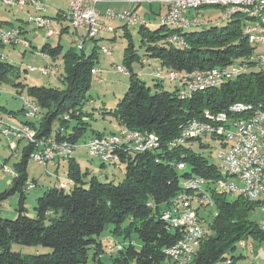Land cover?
Returning a JSON list of instances; mask_svg holds the SVG:
<instances>
[{"label":"trees","instance_id":"trees-1","mask_svg":"<svg viewBox=\"0 0 264 264\" xmlns=\"http://www.w3.org/2000/svg\"><path fill=\"white\" fill-rule=\"evenodd\" d=\"M201 9L199 12L203 15ZM220 10L219 16H222L223 9ZM204 18L207 23L201 25V28L197 26L189 29L162 24L160 19V26L152 29L145 18L146 23L138 25L141 47L145 48L143 57L136 51L128 24L123 25L129 40L123 67L126 68L130 81L127 93L110 111L119 124L117 129L110 132L92 129L90 114L83 111L93 78L92 70L99 57L97 45L91 54L85 51L86 42L84 47H80V52L72 48L64 54L61 43L56 47L50 43L43 46L41 52L54 59L63 54L65 77L62 79L65 88L28 87L27 96L39 106L38 119H27L37 135L51 136L61 143L75 142L72 145L79 147L82 140L86 144L93 137L116 133L119 128H129L155 134L159 139V146L146 152H137L127 148L129 146L125 144L118 146L115 152L117 162L113 165H125L126 168L125 178L119 183L112 180L102 182L96 176L89 182L83 180L74 153V159L69 160V179L74 188L67 191V187L60 182L46 190L38 198L36 216L33 217L26 212L23 193L27 186V164L32 152V144L26 141L28 145L24 147L22 158L17 163L18 175H14L16 186L13 190L0 193L1 208L8 194L15 189L22 191L18 217L6 219L0 215V264H106L101 258L105 249L99 237L108 225H111V234L124 240L111 247V251H116L111 252V264L166 262L169 259L166 249L176 243L181 232L168 227L170 224L163 219V211L179 193L195 194V191H190L184 185L194 177L211 180L206 190L216 208L211 231L200 242L195 264H216L228 260L234 264L239 257H243L242 254L238 257H227L226 254L234 251L238 242L249 240L250 236L255 239L264 238V230L258 221L251 218L258 209L259 202L250 201L244 195L229 199L228 192L219 191L215 183L224 176L217 164L193 149L194 141H198L200 147H203V138L207 136L219 139L222 148H225L227 142L224 136L207 135L190 139L187 141H191L190 143L183 144L174 141L181 135L184 126L193 119H205L209 116V111L239 117L246 113L233 114L229 108L240 101L264 110V66L262 64L259 70H253L257 62L251 60V57L257 48L242 34L243 27L250 18L234 15L224 26H218V21ZM209 23L213 25L208 26ZM19 26L23 34L24 27ZM175 34L184 36L189 46L174 44L171 37ZM98 35L89 39H96ZM147 59L159 61L151 73L158 81L154 88L148 86L133 67L135 61L142 66L150 65ZM240 61L250 64L249 72L226 80L219 86L194 90L186 96L180 94L182 86L173 81L177 85L170 91L165 88L163 81H172L161 80L155 75L159 67L166 72L175 70L188 74L194 70L225 68ZM56 63L54 64L57 65ZM12 74L20 76L16 66L0 60V82L8 80ZM20 86L23 84L20 83ZM23 110L24 108L19 111L23 113ZM8 113L16 115L14 111ZM27 120L24 122L27 123ZM57 122L59 124L55 128ZM21 140L23 139L16 140L15 146ZM180 161L186 164L181 170L177 164ZM208 205L210 204L204 202L200 207ZM14 243L43 245L50 247L51 252L25 255L13 249ZM91 249H94L93 257L90 256Z\"/></svg>","mask_w":264,"mask_h":264},{"label":"rangeland","instance_id":"rangeland-1","mask_svg":"<svg viewBox=\"0 0 264 264\" xmlns=\"http://www.w3.org/2000/svg\"><path fill=\"white\" fill-rule=\"evenodd\" d=\"M31 4V5H30ZM28 7L31 6L30 10L31 13L29 15L26 13L25 10H22L20 8H13V9H6L5 3L0 1V21L1 20H7L13 22L15 25H24V27L27 29V32L24 33L23 30V37H25L27 40V46H23L21 43L17 45H0V60L9 62L10 64L16 66L17 72L20 73V76L18 77L17 74L10 75L9 79L6 81L0 82V121L3 119L5 122L3 123V126L7 124L17 125V122H20V125H28V127H32L29 125V121L27 120V117L21 111L23 106V97L22 95L27 96V89L30 86H46V87H59L61 89L65 88V83L63 82V77H65V68H64V60H63V54L74 48L77 52L81 50L80 47H83V44L80 43V39H76L75 41L72 37L73 31L77 28H74V26H71L70 31L68 33H65L62 38L58 34L52 35V37L47 35L45 31L41 28H37L34 23H30L29 16L34 14L36 6L34 4L30 3ZM43 6L46 5L41 3ZM137 5V4H136ZM140 7V11L142 12L145 8H149L151 4L148 3H142L138 4ZM158 6V4H155ZM8 6V5H6ZM202 7H198L196 9L191 10V15L193 13L195 15H198L199 9H201V12L207 19H213L214 22L218 21V26H224L226 25L229 20L233 18L234 15H245L250 20L248 22L254 23L258 22L261 18L259 16H251V11H243L238 10L235 11L232 17H228L227 13L225 16H219L221 14L220 8L224 10L222 6L216 7L217 5L215 3L211 4H204L201 5ZM206 6H215V7H206ZM205 7V8H203ZM70 9V8H69ZM165 7L163 8L162 13H164ZM39 13L45 14L50 21L58 22L57 16L55 12H51L48 6L46 7V11ZM45 12V13H44ZM68 12V11H67ZM49 16H48V15ZM67 15V13H66ZM150 17V16H149ZM154 20L149 18L148 26H150L152 29H156L160 26L159 24V16L158 15H152ZM259 18V19H258ZM256 19V20H255ZM30 20V21H29ZM121 20H110L106 24H109V27H112L111 31L113 32H106L103 34H99L97 36V39H88L86 41L85 45V51L87 54H91L93 52L94 47L97 45V51H98V61L96 62L97 69L96 73H93L92 82L90 84V87L87 91L86 99L84 109L83 111L87 114H90L89 122L91 124V128L95 129L97 131H104V132H110L119 127V124L115 117L110 113L111 110H113L118 101L127 93V90L129 88V81L130 76L127 72H122L118 70L117 68H124V57H125V50L128 46L129 40L128 37L125 35V30L123 28V25L125 22ZM162 21H160L161 23ZM247 22V21H246ZM146 22H141L139 24H131L128 25L131 28L129 29L132 34V41L135 44V48L137 53L143 57L145 55V48L141 47V35L139 32V26L141 24H145ZM166 23V21H165ZM63 25H67L66 21H63ZM169 26L174 27H182V29H189L196 26H199L197 28H201V25H176L175 23H166ZM165 24V25H166ZM34 27H33V26ZM60 25V24H59ZM213 25V23H209L208 26ZM6 26V25H5ZM186 26V27H185ZM246 26V25H245ZM19 27V26H16ZM116 29V31H115ZM80 30V29H79ZM60 31V30H59ZM110 31V29H109ZM80 34H82L83 30L79 31ZM84 33V32H83ZM177 35V34H175ZM174 35V36H175ZM183 37V36H182ZM82 38V35L81 37ZM247 38L249 39L250 44L251 39L247 35ZM185 41V40H184ZM173 42V41H172ZM46 43H50L53 47L58 46L59 43L63 46V54H61L58 58H55L53 62L52 59L47 60L42 54L41 50L43 46ZM174 43V42H173ZM175 44V43H174ZM102 46H106L110 49H112L113 54L110 56L106 55L103 52ZM189 46V45H188ZM264 53V47H257V53ZM47 60V61H46ZM56 63L58 66V71L53 76L44 75L42 72H40L41 67H45L48 64L47 63ZM243 61L240 62H234L233 64L229 65L228 67H225L222 69L223 72L226 74L229 72H233L237 68L238 75L233 77V79L243 75L244 73L249 72V67H242ZM257 65L253 67V70H259L262 66L260 61H256ZM154 65H145L142 66L140 62L135 61L134 62V70L140 74L141 78L146 81L147 85L154 88L155 84L158 83L156 79H154V76L151 75V73L156 69L155 63ZM55 66V67H57ZM264 66V65H263ZM31 67L36 68V70L32 71L30 70ZM242 67V68H240ZM240 68V69H238ZM101 69V70H100ZM226 69V71H224ZM100 70V71H99ZM214 70V69H213ZM217 70H220L217 68ZM247 70V71H246ZM93 71V70H92ZM210 71V70H209ZM212 71V70H211ZM241 71V72H240ZM246 71V72H245ZM160 75L161 80H165L166 78L172 82L169 81H163V84L166 89L172 91L176 88V85L179 84L182 86V89L180 94H184L183 91H188L190 88L185 86L186 81H179L178 78L181 76H170L169 78L166 77L165 72H156L155 75ZM241 74V75H240ZM177 78V79H176ZM185 78V77H182ZM186 79V78H185ZM176 82V83H173ZM20 83L23 84V86H20ZM201 83H197L196 87L193 86L192 89L195 90L196 88H199ZM203 85V84H202ZM188 89V90H187ZM14 111L16 112L15 116H11L8 111ZM92 115V117H91ZM38 119L33 118L32 120ZM28 121L27 123L24 121ZM58 122L55 124V128L58 126ZM5 131H7L9 128H4ZM32 129V128H31ZM33 130V129H32ZM136 130V129H135ZM131 129L124 128V134H131ZM122 134V128H119L116 133H108L105 134L107 139H112L113 136L117 135L116 137L121 136ZM216 133V132H215ZM90 134V131L88 132ZM220 133H216V135H219ZM12 137V134H9ZM222 135V134H220ZM87 138V137H86ZM79 142L80 146L76 147L72 145V150H77L78 148L81 149L82 152L77 150V162L81 168L83 180L89 182L90 179L93 176H96L100 181H108L112 180L115 183H119L124 180L126 168L125 165H113L115 161L111 162H104L100 157L92 154L90 151H87V148L85 146V142ZM187 141H177V144H183ZM191 141L187 142L190 143ZM87 143V142H86ZM204 146L200 147L198 141L193 142V149L199 153H203V155L207 156L210 160V162L216 163L218 162V151L223 149L221 145V141L219 139L211 138L210 136L203 138ZM26 140H21L19 142H16V146L14 149L10 145V138H6L4 134H0V193L5 190H13L16 186V179L14 178L16 175L15 173L6 172L4 170V163L7 164V169L16 170L17 169V163L20 162L22 158V152L25 146H27ZM128 145L127 143L125 144ZM85 146V147H83ZM129 148L133 149L132 145ZM85 148V149H84ZM86 150V151H85ZM116 154V153H115ZM74 156V153H73ZM74 159L73 157H69V152L67 150H60V152L56 153V159H61V165L58 167L57 163H53L54 161L49 162L47 166L38 163V160H34L33 157L30 156L28 164H27V186L23 189V193L25 194V206H26V212L30 216L35 217V207L37 205L38 198L43 195V193L48 190L49 188H52L54 186L59 185V183H63L67 191H70L74 188V184L69 181V169H70V161ZM118 158V157H117ZM116 158V159H117ZM105 163L103 165V162ZM181 170V169H180ZM182 173V171H181ZM88 185V184H87ZM216 185V184H215ZM219 191H224L222 188L216 185ZM225 192V191H224ZM22 191L20 189H15L13 192L7 195V197L3 200L0 208V215L3 218L6 219H16L19 215V202L21 198ZM239 194H231L229 193V199H232L233 197L237 196ZM208 206L202 207L200 210L201 217H204L208 222H211L214 219V213H215V206L211 205V202L206 201ZM256 202H259L258 209L253 212V215L251 216L252 220H256L259 223V226L263 229L262 222L264 221V208L263 203L260 199L256 200ZM209 225V233L211 231ZM111 228V225H108L103 234L99 237L103 241L104 249L105 251L102 252L101 258L104 263L111 264L110 255L111 252L115 253L116 251H111V247H114L116 244H121V241H124L122 237L115 236L109 232ZM264 230V229H263ZM208 233V234H209ZM241 244V246H240ZM245 244V247H244ZM13 249L15 251L21 252L25 255H35V254H45L51 252L50 247H46L43 245H21L14 243ZM94 249H91L90 256L93 257ZM243 257H239L236 261H234V264H250V263H256V264H264V238L263 239H255L253 236L249 237V240H241L237 243V248L234 251H230L226 254L227 257H230L232 255L239 256L241 255ZM216 264H228L226 261H219ZM231 264V260L230 263Z\"/></svg>","mask_w":264,"mask_h":264},{"label":"built area","instance_id":"built-area-1","mask_svg":"<svg viewBox=\"0 0 264 264\" xmlns=\"http://www.w3.org/2000/svg\"><path fill=\"white\" fill-rule=\"evenodd\" d=\"M13 8H20L22 10L28 9V2H22V0H12ZM110 1V0H71L70 2V11H71V22L75 25H78L79 29L84 30L80 43L83 44L91 36L100 34L102 31H109V25H104L100 19V12L97 10L96 6L100 2ZM126 2H131L134 4H159L167 6V11L164 14L159 16L160 21H172L178 25H205L207 20L203 15L198 13V15H191L192 5H197L199 0H123ZM248 0H229V10H222V16L226 15V11H232V7L235 6L238 2H247ZM258 1L255 0V7L258 8ZM200 10V9H199ZM37 11V10H36ZM34 22L37 23V28H41L45 33H54L60 34L59 28L53 24L52 21L43 18L38 12L32 14ZM105 19L110 20H121L129 21L131 24L146 22V19L140 15L136 10H127L123 12H118L114 8H110L106 11ZM249 28H257L260 31H264V27H259L258 23L246 22V26L243 27L242 34L247 38V33ZM10 32L11 41L21 42L23 46H27L22 41V36L15 34L11 29L0 30V33ZM171 41L186 43L185 41L178 40V37H171ZM257 46H264V40H256ZM103 52L110 56L113 54V51L106 47L102 46ZM45 58L52 57L48 54L41 53ZM251 60L263 61L264 53H256L251 57ZM250 64L247 61H243L242 67H249ZM240 67V68H242ZM238 68V69H240ZM122 72H127L126 68H117ZM220 69V76H212V71H200L194 70L188 74H184L180 71L171 70L166 72L162 67H159L156 72H165L166 77L170 76H181L188 78L190 80V86H194L197 83L207 82V81H218L222 76V69ZM48 75H50L51 68H46ZM182 92V91H180ZM21 97H26L22 95ZM27 98V97H26ZM32 103V111L24 113H34L39 114V106L34 99L28 98ZM243 101L236 102L241 104ZM217 117H226V121H231V126H237V135H231V140H226V147L219 150L217 157L218 162L221 164V168L224 169L227 166H250L252 171H258V183H251L250 176L239 177V179H231L228 182H219L224 185L234 186V193H237V184L238 181H245V186H250L256 192H263V183L259 179V167H264L263 159V147L264 141H259V134L264 133V111L256 109L255 114H248L243 117L229 116L225 113H213L209 111V116H206L205 119H193L192 129H200V136H190V132H184L179 135L174 141H188L190 139H195L199 137H204L207 135H215V132H218L219 128H223V124H217ZM68 118V115H66ZM5 120L0 121V134H4L6 138H10V145L14 149L15 141L19 139L26 140L32 144V151L40 152V161H37L40 164L47 166L49 162L56 161V150H67L69 152V157H73V153H76L77 150H72V143H60L59 141H51L50 137L39 136L37 131L25 130L20 127V122H17V126L22 129L21 137H12L5 130H2V123ZM152 133L142 130L131 129V134H124V128H122V134L120 138L123 141L132 142L134 148L145 146L150 144ZM87 142V151H94L95 155H104L103 146H108L106 142H103L102 138L93 137ZM77 143V142H76ZM173 144V143H172ZM113 161L117 162L116 158H112ZM181 166L186 165L184 162L180 161L177 163ZM4 170L6 172L15 173L16 176L18 173L16 170L7 169V164L4 163ZM207 179V178H206ZM193 180V179H190ZM70 181V180H69ZM211 198V205L214 206L215 202ZM201 204H204V199H200L195 195H187L185 193H179L175 196L169 205L164 209L163 212H170V225L171 229H177L181 232L180 238L173 244L171 247L167 248V257H177V264H194V257L189 255V244H198L200 239V233H202V226H197V219H205L201 217L200 207ZM211 222H208L205 219V225H211ZM178 242H187L188 243V252L187 253H174V245ZM245 247V244H244ZM160 264H165L163 260Z\"/></svg>","mask_w":264,"mask_h":264},{"label":"bare ground","instance_id":"bare-ground-1","mask_svg":"<svg viewBox=\"0 0 264 264\" xmlns=\"http://www.w3.org/2000/svg\"><path fill=\"white\" fill-rule=\"evenodd\" d=\"M2 1L6 5L13 7V1L12 0H2ZM22 2H28V5L30 3H32L40 11L46 10L45 7H43V8L41 7L43 5L41 4V2L39 0H22ZM211 3H215L217 6L218 5L222 6L224 8V10H229V0H199V2H197V5H192L191 10L192 9L194 10L198 7H202L201 5L211 4ZM238 10H242V12L249 10V11H251V14H250L251 16H259L261 19L258 22H254V23H258L259 27H264V0L258 1V8L255 7V0H248L247 2H238L235 4L234 7H232V11H226V13H227L228 17H232L233 14L235 13V11H238ZM249 11H247V12H249ZM41 15L43 18H46V19H48V21H50V19L45 14L44 15L41 14ZM193 15H195V14L193 13ZM66 18H67V21L72 26H74V28L79 29L78 25H75L74 23L71 22V11H70V9L68 10ZM29 19L31 20V21L29 20L31 23H35L37 25V23L34 22L32 15L29 16ZM124 22L128 25H131L129 23V21H124ZM139 23H141V22H139ZM139 23H137V24H139ZM161 23L162 24H166V23L171 24L174 22L166 21V23H165V21H162ZM166 25H168V24H166ZM113 27H114L113 25H112V27H109L110 31L112 30ZM7 28L11 29V31L13 33L19 34L20 36L23 37V34L21 33V30L18 27H6V26L0 25V30H6ZM47 34H49L50 36L56 35L54 33H47ZM247 35L251 39V43L253 45H256V40H264V31H260V29H257V28H249ZM175 36L178 37V40L184 41V38H183L184 36L182 37L181 34H177ZM22 40H23V38H22ZM173 42L180 47H187L188 46L187 43L183 44L182 42H178V41H173ZM0 43L2 45H11V44H16V43H20V42L11 41V33L10 32H3V33H0ZM257 47H264V46H257ZM46 59L50 60V58H46ZM260 63L264 65V60L260 61ZM47 64H48L47 66L41 67L39 69L40 72H42L44 75H48V72L45 69L51 68L49 76H53L54 74H56L58 71V69H57L58 66L53 64V63H47ZM55 66H57V67H55ZM30 70L34 71V70H36V68L31 67ZM232 70H233L232 73L228 72L227 74L222 71V76L218 79V81H216V82L215 81L202 82L201 85L199 86V88H196L195 90H205V89L210 88V87L219 86L224 81L229 80V79H233V77L237 76L238 73H237V68L235 70L233 68ZM96 71H97V69H95V70L93 69L92 72L96 73ZM224 71H226V69ZM212 76H220V70H217V69L212 70ZM156 77L161 79L159 74L158 75L156 74ZM178 79H179V81H182V80L186 81L185 86L190 88L189 90L187 89L188 91H183L184 94H182V95L183 96L190 95L192 93V91H194L192 89L193 86H190V80H188V78L185 79L182 77H180ZM194 86L196 87V85H194ZM28 98L29 97H27V98L23 97L24 112L32 111V103L30 102V100ZM256 109L257 108L255 106H253L252 104H247V103H241V104L235 103V104L231 105V107L229 108L230 112H233V114L246 113L245 115H242L239 117H243V116H246L248 114H255ZM258 110L264 111L262 109H258ZM24 114L27 117V119H33V118L38 116V114H34V113H27V114L24 113ZM225 115H227V114L225 113ZM217 124H223V128L218 129V133L222 134V136H224L225 140H231V135H237V126H231V121H226V117H217ZM20 127H22V129H25V130H32L30 126L28 127V125H20ZM192 127H193V121L190 122L189 124H187L186 126H184V128L181 131V134H183L184 132H190V136H200V129H192ZM4 128H9L6 131V133H8V134H12L15 137H21L22 136V129H20L19 126H17V125L7 124V125L3 126V123H2V130H5ZM216 133H215V135H216ZM118 134H121V133H118ZM116 136L117 135L113 136L112 139L105 138L106 135H104L102 137H97V138H102L103 142H106L108 144V146H103V153L106 154V156L96 155V156L100 157L104 162H111V161H113L112 158H117V155L115 154V152H116V149L118 148V146H120L122 144H126V143L128 145H132V142L123 141L119 137V135H118V137H116ZM50 138H51V141H56V139L54 137L50 136ZM158 141H159L158 137L152 133V136L150 139V144L145 145V146H141V147H137V148H134V145H132V146H133V149L137 152H146L148 150L158 148V146H159ZM259 141H264V133L259 134ZM173 144H175V142ZM85 146L87 148V143L85 144ZM124 147H126V146H124ZM129 147H127V148H129ZM57 152H60V150H56V153ZM90 152L95 155L94 151H90ZM30 156L33 157L34 160L40 161V152L32 151ZM263 159H264V147H263ZM178 167L180 169H183L186 166L185 165L181 166L178 164ZM217 168L220 170V172L224 176L223 178H220L215 183L217 186H219L220 188H222L224 191H226L228 193L244 195L248 199H250V201L256 202V200L260 199L261 202H264V193L263 192H256L255 193V190H253L250 186H245V181H238L237 193H234V186L224 185V184L219 183V182H228V180H231V179H239V177H247V176H250L251 183H258V171H252V168L250 166H243V165L227 166L224 169H222L221 164H219V163H217ZM191 179H193V180L189 179L188 181H186V183L184 185L187 188H189L190 191H191V189L193 191L196 190V197H198L200 199H204V202H206V201L211 202V198H209L210 195L206 190V186L210 184L211 180L208 181L204 177H194ZM259 179H260V182L263 183V190H264V167H259ZM212 183H214V182H212ZM263 208H264V203H263ZM163 219L170 224V212H163ZM262 224H263V229H264V221L262 222ZM197 226H202V233H200V239H199V245H200V242L209 233V225H205V219H197ZM199 245L198 244H189V255L191 257H194V264H195V258H196L197 252H198ZM240 246H241V244H240ZM187 252H188V243L187 242H178L176 245H174V253H187ZM227 263L229 264L230 260H228ZM165 264H177V257H169V259L165 262Z\"/></svg>","mask_w":264,"mask_h":264},{"label":"crops","instance_id":"crops-1","mask_svg":"<svg viewBox=\"0 0 264 264\" xmlns=\"http://www.w3.org/2000/svg\"><path fill=\"white\" fill-rule=\"evenodd\" d=\"M0 1H2V0H0ZM41 3H43V4H45L46 5V7L48 6V8L50 9V11L51 12H55V14H56V16H57V20H59V23L58 22H53V24L55 25V26H57L58 28H59V30H60V34H58L59 36H60V38H62V36L65 34V33H68L69 31H70V28H71V26H70V24L68 23V21L66 20V13H68L67 11L69 10V6H70V2H71V0H39ZM3 2V1H2ZM29 6V5H28ZM150 7L149 8H145L142 12L140 11L141 9L139 8L140 6L137 4H134V3H131V2H126V1H123V0H110V1H104V2H100V3H98L97 4V6H96V8H97V10L100 12V19H101V21L103 22V24L104 25H109V24H106L108 21L105 19V14H106V11L108 10V9H110V8H114L115 10H117L118 12H123V11H127V10H136L140 15H142L144 18H146V19H148V21H149V18H153L152 17V15L154 16V15H158L159 13H162V11H163V8L165 7V10L167 11V6H165V5H159L158 4V6H156L155 4H153V5H149ZM5 7H6V9H8V10H10V9H13V7L12 6H6L5 5ZM45 7V6H44ZM46 7H45V9H46ZM30 8H31V6L30 7H28V9H26L25 11H26V13L29 15V13H31V10H30ZM34 10H35V12L34 13H36L37 11H40V10H38V9H35L34 8ZM37 10V11H36ZM46 11V10H45ZM165 11V12H166ZM40 12H43V11H40ZM164 12V13H165ZM39 13V12H38ZM164 13H162V14H164ZM39 14H43V13H39ZM44 15V14H43ZM48 15V14H47ZM31 16V15H30ZM49 16V15H48ZM150 16V17H149ZM210 19V18H209ZM63 21H66V23H67V25H63L62 23H63ZM124 22V21H123ZM122 22V23H123ZM31 23V22H30ZM60 24V25H59ZM124 24V23H123ZM126 24V23H125ZM0 25H3V26H5L6 25V27H12V26H19V25H15L13 22H11V21H7V20H1L0 21ZM34 25H36L35 23H34ZM33 26V25H32ZM20 27V26H19ZM23 27H24V25H23ZM34 27V26H33ZM36 27H37V25H36ZM66 27H69L68 28V30H65L64 28H66ZM129 29L131 28L130 26L128 27ZM80 30H83V29H80ZM79 29H76V30H74L72 33H73V35H72V37H73V39H74V41L76 40L75 39V37L76 36H80L81 37V35L83 36V32H84V30H83V32H82V34H80V31ZM115 31H116V29H115ZM27 32V29L24 27V33H26ZM106 32H108V31H102L101 33H100V35L101 34H103V33H106ZM48 35V34H47ZM49 36V35H48ZM52 37V36H51ZM23 38V43H25L26 45H28L27 44V40H25L26 38L25 37H22ZM97 39V38H96ZM21 43V42H20ZM17 44H19V43H16V44H11V45H17ZM42 53V52H41ZM51 59V58H50ZM55 59L54 58H52V61L53 62H57V61H54ZM47 61V60H46ZM52 63V62H51ZM147 63L148 64H150V65H154L153 63H155V66H157L158 64H159V61L158 60H156V59H147ZM54 64V63H53ZM22 109H23V107H22ZM11 116H14L13 114H11ZM20 121H22V120H20ZM24 121V120H23ZM79 149V151L80 152H82V150L81 149H83V148H78ZM77 149V150H78ZM86 151V150H85ZM78 153V152H77ZM77 153H75V159H76V161H78L77 160ZM53 163H57V165H58V167H60V165H61V159H57L56 161H54Z\"/></svg>","mask_w":264,"mask_h":264}]
</instances>
